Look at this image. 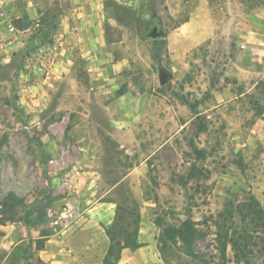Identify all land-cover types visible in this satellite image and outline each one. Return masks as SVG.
I'll return each instance as SVG.
<instances>
[{
	"label": "rangeland",
	"instance_id": "obj_1",
	"mask_svg": "<svg viewBox=\"0 0 264 264\" xmlns=\"http://www.w3.org/2000/svg\"><path fill=\"white\" fill-rule=\"evenodd\" d=\"M87 4L101 33L76 23ZM90 144L155 264H264V0H0V224L49 234ZM23 249L11 263L43 264Z\"/></svg>",
	"mask_w": 264,
	"mask_h": 264
},
{
	"label": "crops",
	"instance_id": "obj_2",
	"mask_svg": "<svg viewBox=\"0 0 264 264\" xmlns=\"http://www.w3.org/2000/svg\"><path fill=\"white\" fill-rule=\"evenodd\" d=\"M75 2L79 3V0ZM88 2L93 3V0H87ZM73 14L76 23L83 28H92L99 33L104 27L103 16L102 19H96L95 16L98 14L93 13L91 8H88V4L74 10ZM111 122L117 123L115 119ZM80 150L83 152V158L76 166H71L67 174H70V183L76 190V193L72 194V200L78 216L67 230L65 239L58 241L49 232L47 235H38L28 240L27 231L21 223L0 224V264H13L11 259L18 246L25 249L28 246L26 260L30 263L39 260L43 264H102L110 245L104 228L109 226L115 217L117 204L106 197L111 190L100 189L104 177L98 161V152L91 144ZM138 168L136 166L130 170L126 178ZM72 170H78L79 176L72 177ZM119 184L111 185L110 189ZM98 192L101 194L99 193V197L96 198ZM145 227V223L141 222L137 241L142 246L133 251L122 250L118 264H155L153 236L150 234V229ZM64 248L68 253H63Z\"/></svg>",
	"mask_w": 264,
	"mask_h": 264
},
{
	"label": "trees",
	"instance_id": "obj_3",
	"mask_svg": "<svg viewBox=\"0 0 264 264\" xmlns=\"http://www.w3.org/2000/svg\"><path fill=\"white\" fill-rule=\"evenodd\" d=\"M198 156H202V151H196ZM7 197L13 198V193H9ZM119 209L116 205V211ZM123 217L115 214V218L112 224L105 229V234L109 239L110 245L106 252V255L102 261V264H118L122 250L130 249L136 250L142 245L138 243V231H139V215H137L132 223L126 224V227L133 226L131 233H126L125 228L122 226ZM25 225V224H24ZM200 233L196 231L194 224L186 220L181 223L178 236L184 247L186 248L188 255L194 257L193 245L195 241L200 237ZM227 242L222 243L223 254L226 249Z\"/></svg>",
	"mask_w": 264,
	"mask_h": 264
},
{
	"label": "built area",
	"instance_id": "obj_4",
	"mask_svg": "<svg viewBox=\"0 0 264 264\" xmlns=\"http://www.w3.org/2000/svg\"><path fill=\"white\" fill-rule=\"evenodd\" d=\"M39 28V23L35 24L34 29ZM25 33L29 34L30 31L27 30ZM70 175V174H69ZM69 181L71 176H69ZM72 177L78 176V170L71 171ZM77 210L76 208L69 203L57 206L50 207L46 211V219L49 225V229L51 232V236L58 241H63L65 239V235L69 227L73 224V222L77 219ZM63 253H68L66 248L62 249Z\"/></svg>",
	"mask_w": 264,
	"mask_h": 264
},
{
	"label": "water",
	"instance_id": "obj_5",
	"mask_svg": "<svg viewBox=\"0 0 264 264\" xmlns=\"http://www.w3.org/2000/svg\"><path fill=\"white\" fill-rule=\"evenodd\" d=\"M148 39H162L165 37V34L162 30L158 29L157 27H153L146 35ZM160 78L159 82L161 85H165L170 80V75L163 69L159 70Z\"/></svg>",
	"mask_w": 264,
	"mask_h": 264
}]
</instances>
